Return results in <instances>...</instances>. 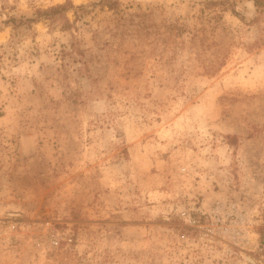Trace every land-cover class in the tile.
<instances>
[{
  "label": "rangeland",
  "instance_id": "374dc122",
  "mask_svg": "<svg viewBox=\"0 0 264 264\" xmlns=\"http://www.w3.org/2000/svg\"><path fill=\"white\" fill-rule=\"evenodd\" d=\"M99 2L0 0L2 264H264V0Z\"/></svg>",
  "mask_w": 264,
  "mask_h": 264
},
{
  "label": "trees",
  "instance_id": "16d2710c",
  "mask_svg": "<svg viewBox=\"0 0 264 264\" xmlns=\"http://www.w3.org/2000/svg\"><path fill=\"white\" fill-rule=\"evenodd\" d=\"M101 3V5L106 4V3H113L114 0H99ZM69 8H71V6L69 7V4H61V5H57L54 7H51L49 9L46 10H37L35 12V16L32 18H25L22 17L20 20L17 21V19L15 18H11L10 21L17 23L14 24V29L20 28V27H27L29 28L33 23H36L42 19H50V20H57V18H62L65 19L67 21V23H69L67 17L65 16L66 13L68 12ZM75 9L77 10H84L86 9V6L81 5L76 7ZM68 25V24H67ZM66 25V26H67ZM261 234V242L262 244L264 243V238H263V233Z\"/></svg>",
  "mask_w": 264,
  "mask_h": 264
},
{
  "label": "built area",
  "instance_id": "2783aa9c",
  "mask_svg": "<svg viewBox=\"0 0 264 264\" xmlns=\"http://www.w3.org/2000/svg\"><path fill=\"white\" fill-rule=\"evenodd\" d=\"M196 220H189L192 223V227L195 226ZM19 229H28V227H23L21 222L13 220V216H3L0 218V264H2L1 253L7 247L8 241H13L19 235ZM52 245L58 246L60 244L59 239L51 241Z\"/></svg>",
  "mask_w": 264,
  "mask_h": 264
}]
</instances>
